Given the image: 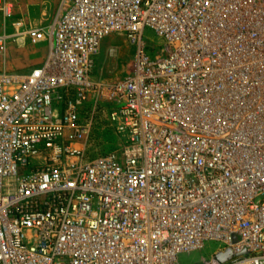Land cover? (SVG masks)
<instances>
[{
    "label": "built area",
    "instance_id": "1",
    "mask_svg": "<svg viewBox=\"0 0 264 264\" xmlns=\"http://www.w3.org/2000/svg\"><path fill=\"white\" fill-rule=\"evenodd\" d=\"M58 1L20 32L43 63L0 71V264H176L208 241L224 248L204 264H264V0ZM17 2L0 0L6 18ZM115 34L135 56L105 86ZM100 99L121 147L91 159Z\"/></svg>",
    "mask_w": 264,
    "mask_h": 264
},
{
    "label": "rangeland",
    "instance_id": "2",
    "mask_svg": "<svg viewBox=\"0 0 264 264\" xmlns=\"http://www.w3.org/2000/svg\"><path fill=\"white\" fill-rule=\"evenodd\" d=\"M17 1L11 19L6 18L0 11V33H6L9 36L6 52L0 53V71L27 73L34 65L42 63L45 49L43 43H32L29 35H18L17 31L23 33L43 26L51 20L59 1ZM18 24H22V26L17 27ZM145 42L151 59H154L164 46V41L158 38L151 29L145 31ZM134 56L135 48L123 34L108 37L102 43L96 57L93 80L105 86L123 80L131 72ZM92 99L83 113L85 119L88 120H90L96 103L95 98ZM103 101L100 99L98 102V111L87 147V157L91 159L117 152L121 147L120 136L108 119L110 106ZM102 104H104L103 107H101ZM223 248L224 245L219 241H208L200 250L180 254L176 264H204ZM215 258L220 263H226L231 259L227 252L219 253Z\"/></svg>",
    "mask_w": 264,
    "mask_h": 264
},
{
    "label": "crops",
    "instance_id": "3",
    "mask_svg": "<svg viewBox=\"0 0 264 264\" xmlns=\"http://www.w3.org/2000/svg\"><path fill=\"white\" fill-rule=\"evenodd\" d=\"M56 10H57V6H56V8H55V11H54V14H53L51 20H49L47 23H45V24H44L43 26H41V27L47 26L48 24L51 23V21L53 20L54 15H55V13H56ZM41 27H38V28H41ZM43 46H44V49H45V55H46V53H47V45H46V43H43ZM45 55H44V58H45ZM44 58H43V61H44ZM43 61H42V63H43ZM42 63H41V64H42ZM41 64L34 65L33 68L39 67ZM33 68H32V69H33ZM32 69H30L28 72H30ZM28 72H27V73H28Z\"/></svg>",
    "mask_w": 264,
    "mask_h": 264
},
{
    "label": "bare ground",
    "instance_id": "4",
    "mask_svg": "<svg viewBox=\"0 0 264 264\" xmlns=\"http://www.w3.org/2000/svg\"><path fill=\"white\" fill-rule=\"evenodd\" d=\"M21 24L16 25L17 27H20ZM21 32V31H20ZM19 31H17V34H21Z\"/></svg>",
    "mask_w": 264,
    "mask_h": 264
}]
</instances>
